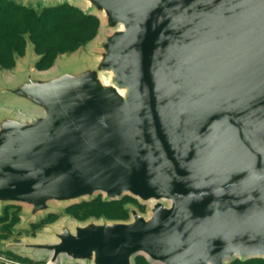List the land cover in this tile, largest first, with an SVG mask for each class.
I'll list each match as a JSON object with an SVG mask.
<instances>
[{
  "label": "water",
  "instance_id": "1",
  "mask_svg": "<svg viewBox=\"0 0 264 264\" xmlns=\"http://www.w3.org/2000/svg\"><path fill=\"white\" fill-rule=\"evenodd\" d=\"M88 1L114 29L97 70L8 89L44 114L1 119L0 201L156 203L28 247L52 263L264 258V0Z\"/></svg>",
  "mask_w": 264,
  "mask_h": 264
},
{
  "label": "rangeland",
  "instance_id": "2",
  "mask_svg": "<svg viewBox=\"0 0 264 264\" xmlns=\"http://www.w3.org/2000/svg\"><path fill=\"white\" fill-rule=\"evenodd\" d=\"M9 1L34 13L43 22L33 25L32 21L20 22L15 16L4 20L8 26L20 30L22 40H0V60L9 65L8 52L14 59L10 68L0 67V121L4 117L32 120L43 116L44 112L14 96L8 89L28 79L46 81L63 73L97 70L103 53L102 44L114 29L107 25L104 13L88 0ZM61 12L66 18L64 21L51 19ZM33 26L44 31V39L34 38L36 34L32 36L29 28ZM98 75L103 85L111 84L112 72H98ZM118 93L123 96L124 90L118 89ZM155 203L142 201L130 194L109 200L98 192L69 201H50L45 210L33 213L30 205L0 201V264H91L66 256L52 263L49 252L29 248L28 245L57 243V235L64 229L74 233L76 228L89 224L129 223L131 210L147 219ZM162 203L166 205V202ZM131 264L160 263L150 261L144 254H137ZM227 264H264V258H234Z\"/></svg>",
  "mask_w": 264,
  "mask_h": 264
},
{
  "label": "trees",
  "instance_id": "3",
  "mask_svg": "<svg viewBox=\"0 0 264 264\" xmlns=\"http://www.w3.org/2000/svg\"><path fill=\"white\" fill-rule=\"evenodd\" d=\"M56 15V16H54ZM51 18L54 21H64L66 18L63 16V13L54 14ZM9 16H15L20 22L21 21H32L33 25L38 24L39 22H43V20H38L36 15L30 11H25V9L14 3L13 1L9 0H0V40H5L7 38L13 39V40H22V34L20 33V30L16 27L12 28L5 23V18ZM48 22V21H47ZM30 32L33 35L36 34V39L43 38V32L41 29H37V27H31L29 28ZM9 55L10 63L9 65H6L4 61L0 60V67L2 68H10L13 65L14 59L12 57V53L8 52L6 53ZM5 54V55H6ZM19 55V54H17ZM1 56V53H0Z\"/></svg>",
  "mask_w": 264,
  "mask_h": 264
},
{
  "label": "bare ground",
  "instance_id": "4",
  "mask_svg": "<svg viewBox=\"0 0 264 264\" xmlns=\"http://www.w3.org/2000/svg\"><path fill=\"white\" fill-rule=\"evenodd\" d=\"M120 28H121V26H120ZM107 73H108V72H107ZM102 77H103V76H102ZM103 81H104V80H103ZM148 201H154V202H155V200H153V199H150V200H148ZM163 202H164V201H163ZM166 204H167V202H166ZM150 216H151V215H150ZM150 216H149V217H150ZM149 217H148V218H149ZM227 262H228V261H225L224 264H227Z\"/></svg>",
  "mask_w": 264,
  "mask_h": 264
}]
</instances>
